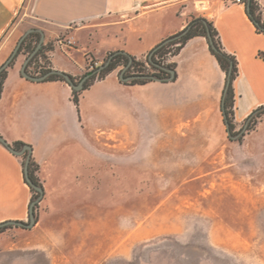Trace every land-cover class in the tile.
I'll use <instances>...</instances> for the list:
<instances>
[{
    "label": "crops",
    "instance_id": "0c3cea01",
    "mask_svg": "<svg viewBox=\"0 0 264 264\" xmlns=\"http://www.w3.org/2000/svg\"><path fill=\"white\" fill-rule=\"evenodd\" d=\"M257 1L264 19V0ZM18 11L23 31L36 27L44 33L43 44L52 47L46 51L52 68L76 77L90 61L100 65L114 51L142 59L192 17H204L236 59V130L264 104V32L256 31L245 5L230 0H0V36ZM54 47L67 56H83V66L72 69L58 60ZM25 58L19 53L6 68L0 136L10 145L30 146L43 196L31 228L0 232V251H61L56 229L72 231L71 251H106V217L96 222L84 212L106 208L108 192L138 191L140 168L162 181L179 177L174 193L190 192L191 186L203 194L233 192L241 177L264 174V115L241 142L228 138L221 112L225 72L203 36L190 38L167 57L175 63L173 80L128 84L119 79L117 67L82 91L78 109L66 82L22 76ZM23 169L24 154L0 142V223L29 219L32 192ZM70 209L82 216H70Z\"/></svg>",
    "mask_w": 264,
    "mask_h": 264
},
{
    "label": "rangeland",
    "instance_id": "374dc122",
    "mask_svg": "<svg viewBox=\"0 0 264 264\" xmlns=\"http://www.w3.org/2000/svg\"><path fill=\"white\" fill-rule=\"evenodd\" d=\"M19 18L18 11L0 36V65L24 32ZM54 53L72 69L84 64L81 55L55 47ZM139 173L138 191L108 192L106 208L84 212L96 222L106 217V251H71L72 231L56 229L61 251H0V264H264L263 173L241 177L233 192L204 194L199 186L172 192L179 177ZM70 212L82 216L79 209Z\"/></svg>",
    "mask_w": 264,
    "mask_h": 264
},
{
    "label": "trees",
    "instance_id": "16d2710c",
    "mask_svg": "<svg viewBox=\"0 0 264 264\" xmlns=\"http://www.w3.org/2000/svg\"><path fill=\"white\" fill-rule=\"evenodd\" d=\"M246 13L248 18L251 20L253 25L256 28L257 32H264V19L261 15L260 5L257 0H246ZM184 32L180 37L173 39L169 42H166L161 45V43L165 40H162L158 44H156L148 53L145 55L144 59H138L135 56L123 51L118 50L109 53L104 61L111 55V59L108 65L102 69L101 71L91 74L89 78L84 82L83 88L81 90H76L72 87V83H76L78 80L81 79L86 74H90L91 71L95 68L88 69L84 72L81 76H73L68 73L71 82L66 81L59 75H51L46 80H61L66 82L71 88V100L78 109L79 106V99L82 91L90 84H92L97 79L104 78L109 72L116 69L120 66H125L129 59H131V63L129 68L125 73L128 72H141L138 74H150L153 75L160 81H167V76L169 73L162 69V67L172 69L174 71V78H175V63L174 62H167V57L169 55H176L182 46L186 43L187 40L194 36H203L205 37L208 48L210 52L216 58L220 68L225 72V84L222 93L221 99V112L223 116V122L226 126V131L228 138L230 140H236L241 142L244 135L256 127V124L260 120L261 116L264 115V104L259 105L255 109L251 111V113L244 119L241 127L236 130L234 124V113H233V106H234V90H233V80L237 75V63L236 59L233 55L227 53L221 44V41L218 36V32L212 23L204 17H192L190 21L186 24V26L178 31L177 33L167 37L166 39L172 38L180 33ZM40 38V34L38 32H32L28 34L25 39L22 41L19 51H23L24 53L30 54L32 50L35 48L38 40ZM51 45L48 43L42 44L41 48L35 53V55L29 60L27 63L26 69L30 66H34L35 68H39V74L45 73L52 69L48 56L46 55V51L51 49ZM18 54V53H17ZM145 62L148 63L151 71L146 70ZM13 61L10 63V65ZM6 75V69H4L0 73V90L2 88V83ZM125 75V74H124ZM151 79L145 78H135L128 81H123L128 84H143ZM25 145L23 142H14L12 146L16 149H20L21 146ZM28 145V144H27ZM24 163H25V154H24ZM38 171V164L30 157L28 162L27 173L30 181L41 187L43 190L42 183L37 175ZM24 181L29 186L32 192L31 202L39 195V192L34 189L32 185L28 183L26 180L24 169H23ZM38 203L35 204L33 211L36 218V210H37ZM30 207V205H29ZM11 227V226H8ZM8 227H3L0 229L2 232L4 229Z\"/></svg>",
    "mask_w": 264,
    "mask_h": 264
},
{
    "label": "water",
    "instance_id": "95a60500",
    "mask_svg": "<svg viewBox=\"0 0 264 264\" xmlns=\"http://www.w3.org/2000/svg\"><path fill=\"white\" fill-rule=\"evenodd\" d=\"M32 32H38L40 34V38H39V40H38L35 48L25 58L22 66H21V69H20L21 75L24 76L25 78L31 80V81H44V80H46L51 75H59L63 79H65L66 81L71 82V79H70L68 73H66L64 71H61V70H58V69H53L52 68L51 70H49V71H47L45 73H42V74H38V75L31 74L26 69L27 63L35 55V53L41 48V46L43 44V41H44V33L42 32L41 29L36 28V27H30V28L26 29L23 32V34L19 37V39H18L15 47L11 51L10 55L8 56V58L0 65V73L4 69H6L10 65V63L14 60V58L16 57V55H17V53L19 51V47H20L22 41L25 39V37L28 34H30ZM183 33L184 32H182V33H180V34H178V35H176V36H174L172 38L165 39L161 43V45L164 44V43H166V42H169V41H171L173 39H176V38L180 37ZM111 57L112 56L110 55L105 61H103V63H101L98 67H96L95 69H93L90 74L84 75L76 83H72L71 82L72 83V87L74 89H76V90H81L83 88L84 82L89 78V76L91 74H95V73L101 71L102 69H104L108 65ZM130 63H131V59H129L128 63L119 71V79L120 80H122V81H128V80L135 79V78H145V79H151V80H158L157 78H155L153 75H150V74H131V75H124L125 72L127 71V69L129 68ZM162 69L166 70L169 73V75L167 76V81L174 79V71L172 69L165 68V67H162ZM0 142L8 150H10L11 152H13V153H15L17 155H23V154H25L24 174H25L26 180L28 181V183L30 185H32L34 187V189L36 191L39 192V195L30 204V207H29V219H28L27 222L14 221V220L4 221V222H1L0 223V229L3 228V227H8V226H16V227H21V228H25V229L31 228L35 224V221H36L33 208H34L35 204H37L42 199V196H43V190H42V188L39 187V186H37V185H35V184H33L30 181L29 177H28L27 168H28V162L30 160L31 148H30L29 145L25 144V145L21 146L20 149H16L12 145H10L2 136H0Z\"/></svg>",
    "mask_w": 264,
    "mask_h": 264
},
{
    "label": "built area",
    "instance_id": "2783aa9c",
    "mask_svg": "<svg viewBox=\"0 0 264 264\" xmlns=\"http://www.w3.org/2000/svg\"><path fill=\"white\" fill-rule=\"evenodd\" d=\"M232 3H236V4H242L245 5L246 4V0H230ZM145 65L148 67V63L145 62ZM89 68H95L99 66V63L97 61H90L88 64ZM29 72V71H28ZM132 73H136V72H132ZM32 74V73H31ZM39 72H35L34 75H38Z\"/></svg>",
    "mask_w": 264,
    "mask_h": 264
},
{
    "label": "flooded vegetation",
    "instance_id": "af4514ba",
    "mask_svg": "<svg viewBox=\"0 0 264 264\" xmlns=\"http://www.w3.org/2000/svg\"><path fill=\"white\" fill-rule=\"evenodd\" d=\"M19 53H24V52L21 51V52H18V54H19ZM18 54H17V55H18ZM24 54H27V53H24ZM17 55H16V56H17ZM28 55H29V54H27V56H28ZM27 56H26V57H27ZM15 58H16V57H15ZM15 58H14V59H15ZM38 70H39V68H35L34 66H30V67L28 68V71H29L30 73H32V74H34L35 72H38ZM138 73H141V72H138ZM138 73H132V72L130 73V72H129V74H128V73H125V75L138 74Z\"/></svg>",
    "mask_w": 264,
    "mask_h": 264
}]
</instances>
